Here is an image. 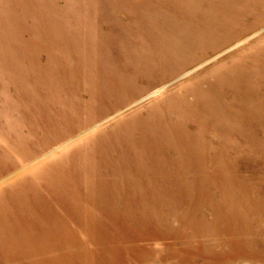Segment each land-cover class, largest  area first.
Masks as SVG:
<instances>
[{"label":"bare ground","instance_id":"obj_1","mask_svg":"<svg viewBox=\"0 0 264 264\" xmlns=\"http://www.w3.org/2000/svg\"><path fill=\"white\" fill-rule=\"evenodd\" d=\"M248 4L253 8L250 9L251 11L262 14L255 15L252 29L240 33L232 32L231 35L224 33L220 37L216 36V39L223 40L222 43L225 44L232 43L238 38L242 39L252 30L264 26V0H249ZM79 33L80 37L69 43L63 42L62 39L56 41L66 44L73 50L76 64L82 68L80 72L65 66L63 67L64 77L73 78L78 86L82 85L86 88L88 81L85 79L91 81L96 73V68L90 71L89 67L91 66L89 65V48L93 45L95 38L88 31ZM40 39L42 40V37ZM258 43L254 44L252 51L241 55L239 60L213 71L215 83H206L208 79L198 77L203 84L201 86L199 84L198 86L178 85L176 90H169L152 99L140 110L126 115L122 122L116 121L117 123L113 126L101 128L92 133H87L91 126L76 129L75 134L66 132L67 129L60 130L55 138L61 140L71 137V134L76 138V142L72 145H69L71 140L61 143L59 147L64 148L63 153L55 151L59 144L30 149L28 152L26 148H22L20 150L22 159H19L16 164H6L3 167L6 170L3 172L5 174H0V201L9 198L13 199L12 202L19 201L17 190L21 189L20 191H26L25 201L28 207H44L48 212L49 207L61 208L64 212L62 218L69 219V224L73 219L74 231L69 228L59 229L56 232H60L61 236L54 233L55 236L51 241L72 250L64 259L66 263L175 264V259H178V264H209L210 257L202 256L205 261L199 263L193 259V256H198V245L202 242H212L221 248L223 242L221 236L224 232L213 221L222 216V219L231 225L234 222L233 217H241L238 213L236 214L235 206L227 207L223 213L216 211L214 205L209 206L211 197L214 195L212 192L215 190L217 197L222 191H230L233 195L240 186L244 187L242 191L248 192L247 180L241 172L244 159L249 160L246 162L248 167L250 160L254 162L256 158H260L264 161L262 135L264 133L262 131L264 130V74L262 78L258 77L264 72V46H257ZM123 49L125 48H121ZM132 51L135 55L134 59L127 58L125 64H136L147 55L143 56L140 54L142 52ZM214 51L215 49L212 53ZM30 53L29 62L35 57L33 50L30 49ZM150 58L149 56L146 59L147 63ZM204 60V56H199L196 59L189 58L186 63L178 61L171 66V75L183 74L188 66H194ZM30 65H32L31 62ZM32 68H34L33 65ZM1 69L0 67V71ZM34 71L28 77L30 85L36 83V78H43L37 72L38 67H35ZM251 86L254 88L251 89ZM153 88L146 87L145 91H141L139 83L132 85L128 92H123L121 95L127 98L122 105H127L141 95L150 96L151 93H156L157 90L149 93ZM0 98L3 105L0 107V114L3 108L6 106L11 108L13 105L17 106L20 112L19 117L14 121L13 118L17 116L12 115L14 112L7 115L8 113L4 111V117L0 115L3 117L0 122H4L0 144L12 151L11 142L18 144L28 140L23 131L17 128L26 126V122L22 121L23 118L26 115L30 117H36V115L26 105V99L29 97L18 98L17 95L10 93L4 75L1 73ZM79 98L80 96L75 97L71 107L70 99L66 97L60 99L64 109L71 111L74 107L78 110ZM23 101L24 105L21 104ZM122 107L117 108L115 113H119ZM92 115V123L95 125L103 120L99 114ZM61 121L63 120L58 122ZM84 124H90V122ZM110 140L115 141H112L109 148L99 151L102 148L100 147L96 150V144L102 145L100 141L109 142ZM135 142L144 145L145 150L139 146L141 154ZM122 143L126 147H121ZM162 148L165 149L162 150ZM13 154L16 157L17 150ZM40 155L47 156V159L35 163L33 160L37 161ZM29 160L31 162H28V165ZM147 169H152L156 174L150 183L155 186L157 182L160 190L173 187L168 184V180L165 184L162 182L163 173L172 176L180 171L181 174L187 175L192 174L193 171L200 175L211 173L208 181L211 189L207 190L205 186L206 189L202 191L200 190L202 187L187 185V187L181 186L187 189L182 191L181 188L173 190L174 186L172 190H167V196L163 197L164 203L151 205L152 207L141 206L143 197L133 194L125 195L126 202L123 205L113 204L116 202L114 194L118 191L117 185L121 179L117 174H133L129 177L131 180L134 173L137 176L146 173ZM255 181L257 188L255 190L264 194V180L255 179ZM193 184H206V180L196 181ZM55 191L58 196L53 194ZM132 201L138 202L130 205ZM242 203L244 204L240 206V211L254 210L264 218V196L260 197V201L252 204L247 201ZM193 204H196V207H192ZM208 207H210V214ZM94 208L103 209L102 217L97 215ZM158 213L159 216L153 218ZM248 216L252 215H249V212L244 214L245 218ZM38 218H42L41 220L45 223L55 224L58 216L54 213H42L38 215ZM125 218H128L130 224L127 222L123 224ZM172 222H176V225ZM34 223L33 218L27 220L28 225ZM46 232L48 231L44 229V234L40 233L36 236L30 233V235L37 244L46 247L45 238H51V235ZM64 234L67 237L74 235L75 238L71 242H66L63 239ZM225 234L231 237L241 235L231 230ZM140 241L151 243L153 247L142 244L138 246L137 243L140 244ZM175 242L190 243L197 249L193 251L192 248L185 246L180 251H173ZM99 244L107 246L114 244L115 247L104 251L97 248ZM31 250L33 251V248ZM110 251L114 252V257L104 255ZM123 251L135 253L133 259L122 262L118 255ZM8 253L4 251L0 253V257L11 259V256H7ZM226 255L225 251L219 252V261ZM6 262L10 261L6 259Z\"/></svg>","mask_w":264,"mask_h":264},{"label":"rangeland","instance_id":"obj_2","mask_svg":"<svg viewBox=\"0 0 264 264\" xmlns=\"http://www.w3.org/2000/svg\"><path fill=\"white\" fill-rule=\"evenodd\" d=\"M248 2L249 0H0V67L2 68L0 73L4 75L10 93L17 95L18 98L29 97L26 99V105L36 115V117L26 115L22 120L26 122V126H21L22 128L16 126L21 132L23 131L28 140L18 144L11 142L12 151L0 144V174H5L3 172L6 170L3 167L6 164H16L22 159L20 153L22 148H26L28 152L30 149L59 144L55 151L63 153L64 148L59 147L61 143L71 140L69 145H72L76 142V138L72 137L73 134L61 140L55 138L62 129L72 133L76 129L91 126L87 133H92L122 122L126 115L140 110L165 92L176 90L178 85L201 86L203 84L198 77L208 79L206 83H215L213 71L239 60L241 55L254 49L256 42H259L257 46H264V26L252 30L242 39L238 38L232 43L225 44L222 43L223 40L216 39V36L220 37L224 33L231 35L232 32L240 33L252 29L256 19L254 17L259 13L251 11L253 8L249 7ZM83 31H88L95 38L89 48V65H91L89 67L90 71L96 68V73L91 81L85 79L88 81L86 88L82 85L78 86L75 79L64 77L63 67L80 72L82 68L76 64L73 50L66 44L56 41L62 39L63 42L69 43L79 38V32ZM34 44L36 45L33 48ZM121 48L125 49L121 50ZM30 49L35 56L30 62L34 68L38 67L37 72L43 76L42 79L36 78V83L33 85L28 81L29 75L35 72L29 62ZM132 50L137 53L142 52L140 54L143 56L147 55L136 64H125L127 58L134 59ZM149 56L151 58L147 63L146 59ZM199 56H204L205 60L194 66H188L183 74L173 75L174 77L171 75V66L174 63L178 61L186 63L189 58L196 59ZM137 57L141 58L139 55ZM9 61L12 63H6ZM263 74L264 72L258 77L262 78ZM137 83L141 91H145L146 87H154L149 93L154 90L157 92L151 93L150 96L141 95L127 105H122L126 98L125 95L121 96L123 92H128L131 86ZM76 96H80L77 102L78 110L76 107L71 111L64 109L60 98L70 99L71 107ZM21 104L24 105V101ZM1 106H3L2 102H0ZM121 106L123 107L120 112L115 113ZM4 111L8 113L7 115L13 112L12 115H17L13 121L19 117L20 112L15 105L11 108L6 106L1 110L0 115L3 116ZM92 114H99L103 119L101 123L96 125L92 123ZM3 117H0V120ZM61 119L63 121L58 122ZM85 122L90 124H84ZM3 123L0 122V134L3 131ZM262 135L264 137V133ZM112 141L115 140L100 141L102 145L96 144V150L100 147L102 148L99 151L109 148ZM123 143L121 147H126ZM137 145V150L141 154L140 147L144 149V145ZM15 150H17L16 157L13 154ZM38 157L37 161L33 160L35 163L47 159V156ZM246 162L249 160L244 159L241 172L247 180L248 192L242 191L243 186L238 187L233 195L230 191H222L217 197L215 190L212 192L214 195L209 206L214 205L215 210L220 213L229 206H235L236 214L242 217H233L234 222L231 225L227 224L222 216L215 219L217 222L213 221L224 232L221 236L223 241L221 248L208 241L200 243L198 249L193 248L190 243L175 242L173 251H180L185 246L192 248L193 251L197 249L198 256L194 255L193 259L199 263L205 261L202 256H208L209 264H224V262L264 264V218L254 210H239L244 204L242 202L247 201L252 204L260 201V197L264 196L255 190L257 189L255 179L264 180V161L260 158H256L254 162L250 160L249 167L246 166L248 165ZM146 171L137 176L134 173L131 180L129 177L133 174H117L121 179L117 185L118 191L114 194L116 202L113 204L123 205L126 202L125 195L133 194L143 197L141 206L152 207L151 205L164 203L163 197L167 196V190H172L174 186L173 190L181 188L182 191H187L182 188L187 185L202 187L200 190L206 189L205 186L207 190L211 189L208 182L211 173L200 175L193 171L192 174L187 175L181 174L180 171L172 176L163 173L162 182L165 184L168 180V184L173 187L160 190L157 182L155 186L150 183L153 181L152 177L156 175L154 171L152 169ZM200 180H206V184H193ZM20 190H17L19 201L12 202V198L0 201V253L7 251L9 252L7 256L12 257L11 259L6 257L10 262L0 257V264H73L64 261L72 250L51 242L55 235L61 236L60 232H56L59 229L69 228L74 231L73 219L69 224V219L62 218L64 212L61 208L49 207L48 212L44 207H28L25 201L26 191ZM53 194L58 196L56 191ZM137 202L132 201L130 205H135ZM191 206L196 207V204ZM94 210L100 217L104 214L103 209L94 208ZM208 210L210 214V207ZM248 212L252 216L245 218L244 214ZM42 213L56 214L58 216L56 223L43 222L42 218H38ZM159 213L153 218H157ZM29 218H33L35 223L28 225ZM125 219L123 224L126 222L130 224L128 218ZM172 224L176 225V222ZM44 229L51 235L50 239L45 238L46 247L37 244L30 235V233L36 236L40 233L44 234ZM228 230L241 235L231 237L225 234ZM73 238L74 235L67 237L65 234L63 237L66 242H71ZM141 244L153 247L148 242L137 243L138 246H142ZM110 246L99 244L97 248L108 251L115 247L114 244ZM221 251L227 252V255L219 261ZM133 254L123 251L118 256L122 262H125L127 259H133ZM104 255L114 257V252H106ZM75 257L77 258V254ZM178 263V259H175V264Z\"/></svg>","mask_w":264,"mask_h":264}]
</instances>
